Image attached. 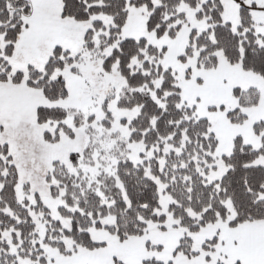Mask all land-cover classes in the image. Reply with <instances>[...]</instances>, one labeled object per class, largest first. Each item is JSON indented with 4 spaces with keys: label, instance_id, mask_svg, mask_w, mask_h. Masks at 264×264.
Masks as SVG:
<instances>
[{
    "label": "snow or ice",
    "instance_id": "snow-or-ice-1",
    "mask_svg": "<svg viewBox=\"0 0 264 264\" xmlns=\"http://www.w3.org/2000/svg\"><path fill=\"white\" fill-rule=\"evenodd\" d=\"M0 264H264V0H0Z\"/></svg>",
    "mask_w": 264,
    "mask_h": 264
}]
</instances>
